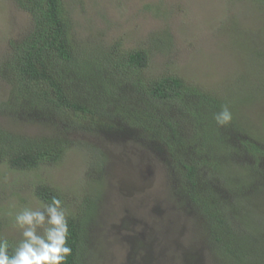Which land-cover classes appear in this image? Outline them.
<instances>
[{"label": "trees", "instance_id": "trees-1", "mask_svg": "<svg viewBox=\"0 0 264 264\" xmlns=\"http://www.w3.org/2000/svg\"><path fill=\"white\" fill-rule=\"evenodd\" d=\"M13 1L28 14L29 29L9 42L0 61V80L8 85L0 99V167L40 170L73 147L94 149L74 140L75 132L129 138L158 158L172 198L193 216L194 235L212 259L264 264V127L253 132L239 122L248 103L228 106L232 120L219 126L214 116L224 100L177 73L148 74L145 49L116 42L83 50L63 0ZM6 121L34 126L36 133ZM33 194L41 203L59 196L67 208L64 194L47 183L38 182ZM82 200V209L67 208L72 255L66 264H85L91 203ZM179 257V264H195L199 253Z\"/></svg>", "mask_w": 264, "mask_h": 264}, {"label": "rangeland", "instance_id": "rangeland-1", "mask_svg": "<svg viewBox=\"0 0 264 264\" xmlns=\"http://www.w3.org/2000/svg\"><path fill=\"white\" fill-rule=\"evenodd\" d=\"M63 1L81 49H107L116 42L126 50L145 49L148 74L177 73L233 109L250 103L239 110V122L253 132L263 129L264 0ZM28 29V14L13 0H0V61L6 59L9 42ZM7 87L0 80L1 100ZM4 124L36 133L34 126ZM71 137L95 147H73L58 164L40 170L0 167L3 236L14 243L21 238L14 214L41 204L33 187L43 182L64 194L67 208L78 211L83 197L90 200L85 264H179V256L192 253H199L195 264H220L198 243L193 216L175 203L170 178L155 155L129 138L82 132Z\"/></svg>", "mask_w": 264, "mask_h": 264}, {"label": "clouds", "instance_id": "clouds-1", "mask_svg": "<svg viewBox=\"0 0 264 264\" xmlns=\"http://www.w3.org/2000/svg\"><path fill=\"white\" fill-rule=\"evenodd\" d=\"M214 119L219 126L230 123L228 106H222ZM13 224L21 238L10 243L0 237V264H66L72 255L67 210L59 196L36 208L20 209L14 214Z\"/></svg>", "mask_w": 264, "mask_h": 264}]
</instances>
